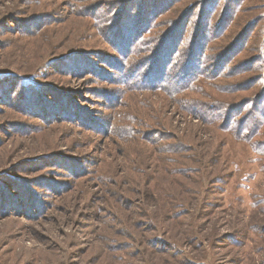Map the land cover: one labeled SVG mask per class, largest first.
<instances>
[{
    "label": "rangeland",
    "instance_id": "rangeland-1",
    "mask_svg": "<svg viewBox=\"0 0 264 264\" xmlns=\"http://www.w3.org/2000/svg\"><path fill=\"white\" fill-rule=\"evenodd\" d=\"M0 264H264V0H0Z\"/></svg>",
    "mask_w": 264,
    "mask_h": 264
}]
</instances>
